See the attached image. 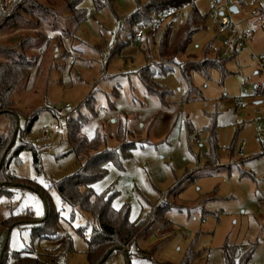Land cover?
<instances>
[{"label":"rangeland","instance_id":"rangeland-1","mask_svg":"<svg viewBox=\"0 0 264 264\" xmlns=\"http://www.w3.org/2000/svg\"><path fill=\"white\" fill-rule=\"evenodd\" d=\"M1 1L6 6L15 2ZM32 1L54 5L55 19L37 28L17 24L0 32V46L11 45L20 34L42 35L27 49L32 66L12 95L21 134L32 125L14 150L22 142L29 148L21 150L10 168L34 189L18 186L12 199L0 200V254L4 248L10 253L30 249L44 256L46 264H88L90 217L79 211L73 216L54 186L79 168L69 120L86 118L81 132L90 140L100 133L105 139L101 149L118 150L124 140L135 142L129 157L120 155L119 164L107 165L106 176L92 185L95 194L111 197L115 210L128 207L132 222L146 221L161 208L134 243L107 264H181L189 251L195 253L190 264H225L226 246L237 247L235 264L249 250V264H264V155L257 137V126L264 123V98L254 91L264 74L251 56L264 48L256 47L264 41V16L258 14L264 0H255L253 8V0L239 5L237 27L252 35L237 53L218 37L208 16L209 0H195L207 19L177 61L221 56L227 75L212 69L206 79L196 72L192 88L177 66L166 71L159 66L166 22L156 39L145 34L133 43L138 25L131 16L149 0H114L101 9L95 0H82L81 22L61 0ZM147 65L152 82L167 92L163 97L149 94L142 84L139 72ZM7 121L0 117V133L8 131ZM43 192L62 218L60 240L34 239L25 224H18L22 217L46 215ZM12 217L14 226L3 224ZM85 227V237L80 236L77 230ZM66 237L74 251L64 254L60 246Z\"/></svg>","mask_w":264,"mask_h":264},{"label":"trees","instance_id":"trees-1","mask_svg":"<svg viewBox=\"0 0 264 264\" xmlns=\"http://www.w3.org/2000/svg\"><path fill=\"white\" fill-rule=\"evenodd\" d=\"M113 1L106 0L103 4L100 0H95V5L96 8L101 9L111 5ZM81 2L82 0H61L60 3L77 22H81L85 16L83 8L80 7ZM194 2L195 0H149L135 10L131 19L134 24H145L153 19V13H168L180 6ZM53 8L54 5L45 6L32 0H15L13 5L6 6L0 0V32L17 24L18 27L29 29L37 28L40 22H52L57 14ZM258 14L261 17L264 16V7ZM206 19L207 17L202 15L196 6L191 8L187 18L183 21L176 24V21L171 20L166 24L158 46L161 70H173V67L177 66L190 88H192V75L196 72L202 74L206 79L212 69L222 71L223 78L227 75L224 70V59L221 56L203 61L195 59H189L182 63L177 61L178 55L186 50L195 33L204 27ZM41 36L38 31L35 36L20 34L13 37L11 45L0 46V53L5 56V60L0 62V117H5L8 120V131L0 133V200L2 198L12 199L14 188L18 186L34 189L30 182L19 179L10 168L11 162L19 156L21 150L29 148V145L22 142L20 149L14 150L17 139L22 138V134L29 133L32 125L29 122L26 130L21 134L18 126V110L12 101V95L28 75L32 66L26 51L40 41ZM150 69V65H147L139 72L140 80L149 94L163 97L167 92L152 82L153 72ZM85 122L86 118H81L78 121L69 120V141L72 152L79 158L80 165L74 174L54 186L62 202L72 209L73 216L76 211H79L87 213L90 217L88 224L91 226H89L91 232L87 240L88 250L86 252L88 264H107L123 247L127 245L130 247L134 243L137 236L150 226L155 219L154 214L158 213L161 208H155L154 214L149 216L146 221L132 222L129 219L130 209L128 207L115 210L111 204V197L95 194L92 185L106 176L107 165L109 163L119 164L120 155L129 157L135 142L124 140L118 150L101 149L105 139L101 137L100 133L91 140L83 136L81 128ZM121 138L120 136L119 140ZM33 155L35 163L38 165V153L34 151ZM41 195L46 202V215L41 218L22 217L23 219L18 224H25V227L31 230L34 239L60 240L62 239V235H60L62 218L53 210L50 195L47 192H43ZM14 221H17L16 217L10 218L3 224L12 227ZM86 231L87 227L78 229L77 233L85 237ZM60 250L64 254L74 251L73 242L69 237L64 238ZM252 254L253 250L243 253L241 264H249ZM193 255L195 253L189 251L181 264H190ZM235 255H237V247L226 246L225 264H235ZM42 257L44 256L35 255L34 251L30 249L10 253L5 248L0 254V264H46Z\"/></svg>","mask_w":264,"mask_h":264},{"label":"built area","instance_id":"built-area-1","mask_svg":"<svg viewBox=\"0 0 264 264\" xmlns=\"http://www.w3.org/2000/svg\"><path fill=\"white\" fill-rule=\"evenodd\" d=\"M243 3L242 0H209V18L217 29L218 37H221L225 45L234 52L244 50L249 44L251 32H240L235 21L236 15L239 13V5ZM256 5V1L253 0L249 3V7L253 8ZM195 2L188 5L180 6L168 13H153V19L145 24H139L136 32L133 35V43L142 40L145 34H148L149 38L156 39L159 36V31L163 25L171 21H183L187 18L189 10L195 7ZM233 7H237L238 13L235 14L232 11ZM166 26V25H165ZM252 59L257 63L259 68L258 73L264 74V49L259 53L252 52ZM254 91L257 96L264 98V81L258 82L254 85ZM59 130L55 127V131ZM257 137L261 145V152L264 155V123L257 126ZM194 143L200 144L199 140L194 138ZM243 152V150H242ZM129 246H125L121 249L126 251ZM137 251L138 248L136 249Z\"/></svg>","mask_w":264,"mask_h":264},{"label":"crops","instance_id":"crops-1","mask_svg":"<svg viewBox=\"0 0 264 264\" xmlns=\"http://www.w3.org/2000/svg\"><path fill=\"white\" fill-rule=\"evenodd\" d=\"M264 45V41H262V42H260V43H258V46H256V47H261V46H263ZM264 49V48H263ZM262 51V50H261ZM237 53V52H236ZM261 102H256V104L258 105V104H260Z\"/></svg>","mask_w":264,"mask_h":264},{"label":"water","instance_id":"water-1","mask_svg":"<svg viewBox=\"0 0 264 264\" xmlns=\"http://www.w3.org/2000/svg\"><path fill=\"white\" fill-rule=\"evenodd\" d=\"M232 11L235 13V14H237L238 13V9H237V7H233L232 8ZM5 249V248H4Z\"/></svg>","mask_w":264,"mask_h":264}]
</instances>
